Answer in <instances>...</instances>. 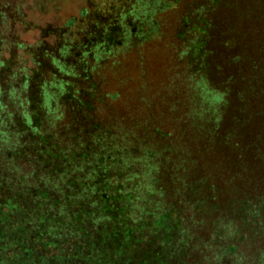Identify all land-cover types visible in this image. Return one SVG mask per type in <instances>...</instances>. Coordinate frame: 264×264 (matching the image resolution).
Returning <instances> with one entry per match:
<instances>
[{
	"label": "rangeland",
	"instance_id": "1",
	"mask_svg": "<svg viewBox=\"0 0 264 264\" xmlns=\"http://www.w3.org/2000/svg\"><path fill=\"white\" fill-rule=\"evenodd\" d=\"M0 171L53 215L100 204L82 264L104 240L120 264H264V0H0ZM22 211L0 202L14 243Z\"/></svg>",
	"mask_w": 264,
	"mask_h": 264
},
{
	"label": "trees",
	"instance_id": "2",
	"mask_svg": "<svg viewBox=\"0 0 264 264\" xmlns=\"http://www.w3.org/2000/svg\"><path fill=\"white\" fill-rule=\"evenodd\" d=\"M202 31L204 32L203 28ZM232 43L233 41L228 38L225 45L230 47ZM205 45L206 43L198 46V49H201ZM81 104H84V102H81ZM38 117L36 116L35 118L37 119ZM40 117L42 118L41 115ZM26 125L24 124V126ZM39 142L41 144V151H45L46 153H50L51 148L53 150L56 148L54 144L51 146L50 140L42 139ZM54 153L58 157L57 164H60L62 154L58 151H54ZM10 155L14 156L12 153ZM53 165L50 166L52 167ZM33 180L36 181V178H33ZM73 183L75 185L79 181L69 182V187ZM48 187L46 185L32 187L25 178L15 179L11 182L0 179V192L3 197L0 198V202H2V199L4 201L14 202L17 204V210L23 209L22 212H28L27 217L23 218L24 220H19L20 229L26 233L24 236L25 242L14 243L13 234L11 235V233L6 232L4 228L0 229V264H82L83 262L80 261L79 257L75 259L80 255L82 250L89 248L92 244L95 245L97 242H102V238L111 232L109 228L110 222L99 225L97 220H101L102 216H91L100 208V204L98 207L91 209L79 203L76 204L74 209L72 207H62V213L53 215V213L49 212V207H60L61 201L59 197H51V191ZM103 195L105 193L102 189L93 192L95 199H101ZM115 206L119 212L124 210V218H127L126 208L122 209V206L115 205L111 202L105 204V208L111 210ZM96 217L99 219L96 220ZM164 217L162 216L157 221H163L165 219ZM140 226V220L136 222L129 220L127 223V227L132 232ZM103 242L106 247L101 246L100 250L97 248L95 254L93 252L92 255H89L90 258L82 260H88L92 264H120L124 257L123 248L119 246L110 248L109 242L105 240ZM151 246L153 247L142 246V251H146L147 253L145 252L142 255V261L139 264H172L171 261L173 259L170 257L169 251H165V245ZM111 249L117 253L116 255L119 257L117 260L109 257L108 250ZM9 254H12L13 257L7 258L12 256Z\"/></svg>",
	"mask_w": 264,
	"mask_h": 264
}]
</instances>
